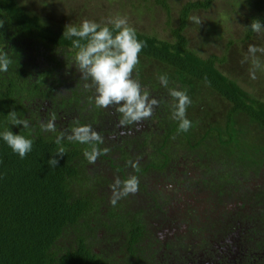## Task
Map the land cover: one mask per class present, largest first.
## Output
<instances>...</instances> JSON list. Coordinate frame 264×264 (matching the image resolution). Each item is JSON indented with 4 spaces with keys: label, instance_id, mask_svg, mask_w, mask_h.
Masks as SVG:
<instances>
[{
    "label": "trees",
    "instance_id": "1",
    "mask_svg": "<svg viewBox=\"0 0 264 264\" xmlns=\"http://www.w3.org/2000/svg\"><path fill=\"white\" fill-rule=\"evenodd\" d=\"M169 1L126 3L133 14L162 9L166 33L134 27L145 46L133 78L160 104L149 119L120 129L117 106L95 105V90L83 87L90 81L81 78L71 40L63 37L67 24L90 19L85 5L73 20L55 0H0V50L12 61L0 72V132L33 140L20 158L0 137V264H264L263 74L251 79V61L241 63L249 44L264 47V30L250 28L253 19L264 24V0H224L240 18L216 52L207 45L223 31L201 24L194 34L190 17L217 0H187L175 12ZM256 55L264 67V54ZM160 74L192 101L187 132H178ZM10 110L27 118L30 130L11 125ZM53 113L57 133L89 124L103 137L101 151H109L89 164V146L65 139V154L55 157L57 133L40 128ZM52 157L55 168L47 163ZM128 161H138V169ZM129 175L139 190L113 206L110 185ZM203 191L202 200L180 198ZM174 196L182 220L162 236L157 221H174L167 208Z\"/></svg>",
    "mask_w": 264,
    "mask_h": 264
},
{
    "label": "clouds",
    "instance_id": "2",
    "mask_svg": "<svg viewBox=\"0 0 264 264\" xmlns=\"http://www.w3.org/2000/svg\"><path fill=\"white\" fill-rule=\"evenodd\" d=\"M190 20L197 25L203 21L196 15L191 16ZM3 24L4 22L0 21V27H3ZM250 28L253 32L260 33L264 30V24L259 19H253ZM63 37L71 40L72 48L75 50L73 57L75 67L84 81H90L84 83L83 87L94 88L95 95L92 99L97 107L117 106L116 111L121 116L119 121L121 125L139 123L153 115L160 101L143 89L132 75L139 64V54L145 42L137 38L136 29L128 23L126 17L118 15L109 18L104 24L85 18L79 26L67 24ZM247 53L241 63L251 61L249 75L255 80L256 70L262 67L256 54H264V47L249 44ZM11 63L7 53L0 50V72H7ZM157 79L161 86L168 89V94L172 98V118L178 121V132H187L192 127V122L186 116L187 108L192 102L187 91L169 87L167 74H160ZM7 118L11 125H22V128L30 130L29 120L20 118L17 111L10 110ZM40 128L44 132L57 133L55 114L53 113L50 119L42 121ZM0 137L20 158H24L32 151L33 140L25 135L13 133L9 128H5L0 132ZM65 139L89 146L83 150L89 164H94L102 151L103 153L109 151L107 147L101 151L99 145L103 144V137L89 124L76 122L70 131H59L54 141L57 145L55 157H62L65 154L66 148L62 143ZM55 157L47 161L53 168L58 163ZM128 163L133 169H138V161ZM110 188L109 202L115 206L120 199L139 190V180L135 175H129L123 180L115 177Z\"/></svg>",
    "mask_w": 264,
    "mask_h": 264
},
{
    "label": "rangeland",
    "instance_id": "3",
    "mask_svg": "<svg viewBox=\"0 0 264 264\" xmlns=\"http://www.w3.org/2000/svg\"><path fill=\"white\" fill-rule=\"evenodd\" d=\"M55 1H56L55 4L60 5V7L63 8L64 12H66V10H69L68 15L72 14V16L70 17H72L73 20H75L76 14L80 12V7L84 4L85 5L84 11L91 20L107 22L109 18H114L119 15V16L126 17L128 20V23L137 29H142V30H146V32L147 31L151 33L154 32V33H158L162 35L166 33L164 32V24H165L166 16H165L164 11L160 9L159 7H154L151 10L150 9L144 10L143 12L136 11L134 12L135 14H133L129 10L131 9V5L129 3L126 4L128 0H55ZM185 1L187 0H170L169 2L173 8L172 12H175L176 9H178L180 5L184 3ZM238 1H242V0H238ZM60 7L56 6L55 9L57 8L59 11H61ZM231 8L232 7L226 4L224 0H217L210 10L197 11L191 14V16L196 15L201 20H203L201 24H206L208 26H212V24H214L216 31H219V32L223 31L220 34L222 38H219L218 40H215L212 43H209L207 45V48H208L207 50L212 51V52L218 51L223 46V44L226 42V39L235 32L234 25L235 23L238 24V19L240 18V15L237 13L233 14L231 11ZM70 21H68V23ZM191 23L194 26L193 33L195 34L197 32V29L201 26V24L197 25L193 21H191ZM221 25H223L222 28H221ZM261 35H262L261 37L264 39V31H262ZM262 43L264 44L263 41ZM203 53H207V52H203ZM247 66L251 68L250 64H247ZM261 68L263 69V71L258 69L256 70V74L259 76L263 74V76L260 77L262 81L260 82V84L264 85V67H261ZM141 124H145V123L142 122ZM144 127L145 125L139 126L138 131ZM124 130H122L121 132L122 135L126 134ZM212 166H215V165L212 163ZM262 178L264 177L262 176ZM180 194H181L180 198L188 202H194L199 197L202 200V198L205 195L204 191L200 192V194L194 195L193 197H191L187 192H185L184 194L182 193ZM178 200H179V196L178 197L174 196L173 202L175 204H173L172 207H169L168 205H167L168 207L166 206L170 212L169 217L174 221L172 222L170 221L171 223L157 221V226H162V228L159 231V234L162 236H165L167 233H169L171 227L180 223L182 220V217H181V213L183 212L182 205L180 202L176 203ZM235 247L233 246V249H235L234 253H237L238 246L236 248ZM212 248H215V246H213ZM197 264H205V263L198 261Z\"/></svg>",
    "mask_w": 264,
    "mask_h": 264
},
{
    "label": "flooded vegetation",
    "instance_id": "4",
    "mask_svg": "<svg viewBox=\"0 0 264 264\" xmlns=\"http://www.w3.org/2000/svg\"><path fill=\"white\" fill-rule=\"evenodd\" d=\"M117 125H118V128L121 129V126H122V125H121L120 123H118ZM120 129H119V130H120ZM120 131H121V130H120ZM121 132H122V131H121ZM130 132H131V131H130ZM217 247H218V246H217ZM235 248H236V247H235ZM223 249H225V247H223ZM225 250H226V249H225ZM232 250L235 251V249H233V248H232ZM226 253H227V256H228V257L231 256V252L229 251V249L226 250ZM231 257H232V256H231ZM214 261H215V260H214ZM214 263H215V262H213V264H214Z\"/></svg>",
    "mask_w": 264,
    "mask_h": 264
}]
</instances>
